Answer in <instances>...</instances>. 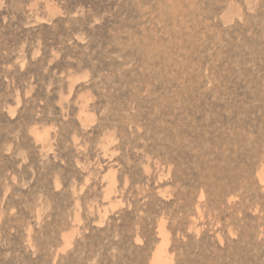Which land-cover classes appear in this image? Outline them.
Segmentation results:
<instances>
[{
  "label": "rangeland",
  "instance_id": "rangeland-1",
  "mask_svg": "<svg viewBox=\"0 0 264 264\" xmlns=\"http://www.w3.org/2000/svg\"><path fill=\"white\" fill-rule=\"evenodd\" d=\"M157 249L264 264V0H0V264Z\"/></svg>",
  "mask_w": 264,
  "mask_h": 264
},
{
  "label": "bare ground",
  "instance_id": "bare-ground-1",
  "mask_svg": "<svg viewBox=\"0 0 264 264\" xmlns=\"http://www.w3.org/2000/svg\"><path fill=\"white\" fill-rule=\"evenodd\" d=\"M163 236H165V235H163ZM167 237V236H166ZM168 239V238H167ZM67 240V239H66ZM161 240V239H160ZM164 242H165V240H163ZM162 241V242H163ZM70 242V241H69ZM167 245V244H166ZM160 248V247H159ZM159 250L160 249H157L156 251H155V253L153 254V256H152V260H151V264H162L161 262H160V259H161V253L163 254V252H159Z\"/></svg>",
  "mask_w": 264,
  "mask_h": 264
}]
</instances>
